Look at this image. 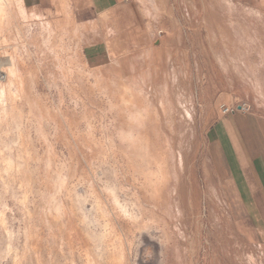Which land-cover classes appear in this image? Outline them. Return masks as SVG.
Returning <instances> with one entry per match:
<instances>
[{"label":"rangeland","instance_id":"374dc122","mask_svg":"<svg viewBox=\"0 0 264 264\" xmlns=\"http://www.w3.org/2000/svg\"><path fill=\"white\" fill-rule=\"evenodd\" d=\"M15 2L0 29V76L14 55L21 86L13 95L25 93L41 123L26 134L42 160L33 164L30 239L21 192L12 185L4 194L0 179L14 247L39 252L23 264H84L83 251L94 249L70 189L87 211L90 189L105 205L126 264H264V229L232 210L211 159L225 109L245 106L242 114L264 121V0H126L84 22L65 3L30 22ZM132 131L166 153L169 177L156 197L138 174L153 156L139 158ZM112 187L122 206L137 203V223L115 206ZM52 200L62 215L45 212ZM147 218L154 223L143 229ZM4 231L0 264H13Z\"/></svg>","mask_w":264,"mask_h":264},{"label":"bare ground","instance_id":"6f19581e","mask_svg":"<svg viewBox=\"0 0 264 264\" xmlns=\"http://www.w3.org/2000/svg\"><path fill=\"white\" fill-rule=\"evenodd\" d=\"M13 2H15V0H0V25L6 18L5 12L7 11L8 6H11ZM10 61L11 63L8 66L6 76H0V80H7L5 84L0 85V101L2 102L0 107V179L2 182H0L3 183L2 186L4 190H2L5 191L4 194L6 191H9V189H15L13 186H17L20 190L21 196L18 197L17 200L22 206L23 216L27 222V226L24 228V235L30 239L33 237L32 223L34 220L31 206L35 202L33 198L38 192L34 184L35 169H33V164H39L42 160L36 154L35 147L31 143V140L27 138L29 135L28 128H30L29 126L27 128V125H30L33 121L40 127L41 123L37 121L35 114L32 111L33 109L31 101L28 96L25 95V93H22L20 90L17 92L15 91L16 94L13 95L14 88H19L21 86V80L19 78V74L17 73L16 58L14 55L11 57ZM7 98H12L13 104L11 106L7 105ZM18 99L22 101V105H24V102H27L30 105L29 113H25L23 109L24 106L15 104ZM125 102L128 103L127 100ZM128 137L133 139L131 140L132 146L138 151V155H140L139 158L149 157V155L153 156L151 161L150 159L148 161L145 159V162L143 159L146 166L142 167L140 165L142 168H139L140 173L138 174L139 176L141 175L139 178H142L144 181V189L146 193L149 196L156 197L159 195V188L168 181L169 177L166 153L163 148H156L149 139L142 137L137 138L133 131L129 132ZM44 165L47 167L46 169L49 170L51 161H46ZM45 181L46 179L44 178L43 184ZM65 188V182H59L57 191H62ZM108 191H110V194H112V200L114 201L113 203L119 208L124 218L127 219L131 224L137 223L138 219L142 215L141 210L140 214L135 212L134 207L137 203H134L131 208L122 206L119 200L118 190L112 187L109 188ZM40 192L41 191H39V193ZM68 193L69 197L79 208L77 211L80 213V222L83 226L86 236L90 239V241L93 242L95 246L92 250L88 249L87 247L83 251L84 254L82 257L84 256V264H100L98 260L99 258L102 259L103 257H106V262L108 264H126V250L124 247V242L120 235H116L115 237L113 236L109 212L107 211L105 205L96 197L94 191L90 189L88 194V197L90 196L94 200L93 207L89 211H87L85 208V202L87 200L86 198L81 197L78 195V192L77 194L72 189H70ZM5 197V195L0 194V229L2 228L3 231L5 230L6 232H4L7 233V237H5L7 244H4L6 247L5 252L3 253L6 255H11L13 264H23L29 254L33 253L39 257V252H37V250L30 252V249L21 252L18 248L14 247L15 245H13V237L15 236L14 232L11 230L12 227L10 228L9 218L5 211L7 207ZM41 198H43L42 195ZM53 201L55 203H51L49 206L50 208L46 209L47 211L45 212L50 214V211L53 210L59 215H62V207H60L58 201L52 200L51 202ZM138 206L139 205H137V207ZM152 223H154L153 219H148L147 222H145L140 227L143 229L148 228ZM1 254L2 253H0V256Z\"/></svg>","mask_w":264,"mask_h":264},{"label":"crops","instance_id":"0c3cea01","mask_svg":"<svg viewBox=\"0 0 264 264\" xmlns=\"http://www.w3.org/2000/svg\"><path fill=\"white\" fill-rule=\"evenodd\" d=\"M15 1L30 22H36L37 14L56 12L61 3L67 4L77 17L82 16L84 22L86 15L92 21L91 18L116 13L126 0ZM9 7L1 23L3 31ZM35 26L34 23L33 30ZM211 145L212 164L228 204L239 217L264 229V121L240 111L226 115L214 128Z\"/></svg>","mask_w":264,"mask_h":264},{"label":"built area","instance_id":"2783aa9c","mask_svg":"<svg viewBox=\"0 0 264 264\" xmlns=\"http://www.w3.org/2000/svg\"><path fill=\"white\" fill-rule=\"evenodd\" d=\"M235 110H236V111H245L246 108H245V106H238V108H235V109H228V108H227V109L224 110L223 113H224V114H228V113H230V112H231V113H234Z\"/></svg>","mask_w":264,"mask_h":264}]
</instances>
